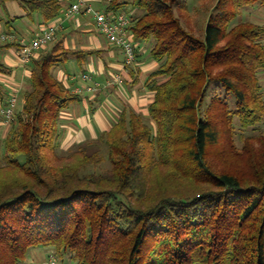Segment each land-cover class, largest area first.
Listing matches in <instances>:
<instances>
[{
  "label": "trees",
  "instance_id": "1",
  "mask_svg": "<svg viewBox=\"0 0 264 264\" xmlns=\"http://www.w3.org/2000/svg\"><path fill=\"white\" fill-rule=\"evenodd\" d=\"M18 1L46 23L62 11ZM212 2L200 36L186 0L109 1L107 13L142 12L130 26L137 56L149 41L159 66L149 115L124 106L96 138L62 148L63 113L82 94L56 74L95 51L42 49L10 119L0 84V264H29L36 247L59 264H264V134L249 133L264 120V23L246 17L264 0L200 9Z\"/></svg>",
  "mask_w": 264,
  "mask_h": 264
},
{
  "label": "crops",
  "instance_id": "2",
  "mask_svg": "<svg viewBox=\"0 0 264 264\" xmlns=\"http://www.w3.org/2000/svg\"><path fill=\"white\" fill-rule=\"evenodd\" d=\"M62 11L60 15L49 23L44 22L39 13L29 14L18 0H10L5 4L0 3V32H7L15 36L16 45L4 47L0 50V61L7 71L0 70V84L8 98L13 91H18V96L24 102V92L31 86V69L19 57V52L27 43L47 25L58 26L56 39L47 47L51 48L58 42L75 50H93L94 54L88 56L83 62L75 56L56 68L58 78L66 83L73 91L81 93V99L64 111L62 116L65 135L62 148L67 149L75 143L98 135L109 130L117 120L113 112L121 113V104L127 101L135 110L149 115V105L154 100V93L148 90L146 82L150 74L156 70L159 63L152 57L150 47L145 42H140L138 63L125 64V56L121 49L112 44L108 37L96 27L95 18L90 13H74L68 11L72 0H60ZM108 0H94L92 4L98 10H106ZM252 13L253 19L264 23V4L247 9ZM89 16H91L89 18ZM20 17V18H17ZM5 26L14 28V32L4 30ZM14 41V40H13ZM12 42V41H8ZM8 42H1L5 45ZM40 52L35 56L38 57ZM83 73H88L92 80H84ZM119 75L122 85H113V77ZM98 84L96 90L85 88ZM128 88L129 97L120 95V90ZM127 90V91H128ZM0 93V107L2 106ZM146 109V110H145ZM113 117V119H112ZM8 123L0 120V128ZM7 135V134H6ZM5 135V136H6Z\"/></svg>",
  "mask_w": 264,
  "mask_h": 264
},
{
  "label": "built area",
  "instance_id": "3",
  "mask_svg": "<svg viewBox=\"0 0 264 264\" xmlns=\"http://www.w3.org/2000/svg\"><path fill=\"white\" fill-rule=\"evenodd\" d=\"M94 0H72L68 14L87 12L94 16L96 27L105 34L109 41L119 47L125 56L128 65L138 63L137 45L134 41V36L130 31V26L133 23L132 11L127 12H110L105 10H98L92 4ZM110 1V0H108ZM58 26L54 24L47 25L34 37L30 44H25L19 52L20 59L27 63L32 57H35L42 49H46L55 39ZM15 40V36L8 33H0V41L8 42ZM84 80H92V77L86 73L82 75ZM115 83L122 85L121 76H114ZM85 88L88 90H96L98 84L90 85ZM19 96L18 91H13L10 97L9 106L2 109L7 118H12L18 106ZM46 264H59L55 254L51 252Z\"/></svg>",
  "mask_w": 264,
  "mask_h": 264
},
{
  "label": "rangeland",
  "instance_id": "4",
  "mask_svg": "<svg viewBox=\"0 0 264 264\" xmlns=\"http://www.w3.org/2000/svg\"><path fill=\"white\" fill-rule=\"evenodd\" d=\"M214 2L211 3L209 8L205 7L204 9L203 8L200 9L201 8V0H186V4L188 6L187 11L188 12L189 11L192 12V14L193 13L194 14L198 13V15H195L197 17V19H196L197 21H195L196 23H192V24H190V22L188 23V27L192 26L193 28L192 27L191 28L193 29L195 34L200 35V36H202L204 34V28H205V25L207 23V19H208L209 13L214 12L213 9H210V8H212L215 5ZM128 10L134 11L133 13H134L135 17L140 16L141 13H142L140 10L134 9L131 4H128ZM244 13H245V11H244ZM89 15H92V14H89ZM90 17L91 16H89V18ZM246 17L249 18V19H252L253 15H252V13L247 12V16ZM4 28H5L4 30H6L8 32H11V31L14 32V28H10L8 26H5ZM2 33H7V32H2ZM147 43H150V42L147 41ZM260 77H261V80H262V84L264 86V71L262 73H260ZM127 90H128L127 87L123 88L122 90H120V95L122 97L125 96L126 98H128L129 97V90L128 91ZM125 97H124V99H126ZM21 99H22V97L20 96L19 97V101H18V106H20V104H21ZM124 106H131V105L127 101H125V102L123 101L121 106H120L121 109ZM111 113H112V116H115L116 118L120 115V114H118L119 113L118 111L117 112L116 111L115 112L112 111ZM112 119H113V117H112ZM5 122L9 123V120L5 121ZM8 128H9V125L2 126L0 128V147L3 146V144H2L3 143V139L5 138V135L8 132ZM249 133L264 134V120L257 127L249 128ZM52 251H53L52 249L44 248V247L33 248L32 251H31L29 264H46L47 256ZM64 264H75V263L71 262L70 259H67V261Z\"/></svg>",
  "mask_w": 264,
  "mask_h": 264
}]
</instances>
